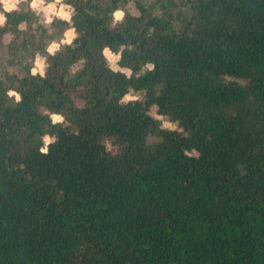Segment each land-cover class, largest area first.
I'll return each instance as SVG.
<instances>
[{
	"label": "trees",
	"instance_id": "1",
	"mask_svg": "<svg viewBox=\"0 0 264 264\" xmlns=\"http://www.w3.org/2000/svg\"><path fill=\"white\" fill-rule=\"evenodd\" d=\"M178 1V23L135 0L141 16L111 28L109 13L127 0H67L80 39L49 59L45 80L24 61L66 25L34 34L31 13L9 16L0 36L18 39L0 44V264H264V0ZM120 44L134 47L123 65L150 60L156 70L113 75L101 49ZM130 85L147 96L118 106ZM154 104L187 135L161 130L146 114ZM44 109L69 125L52 129L59 142L46 156ZM185 148L199 158H185Z\"/></svg>",
	"mask_w": 264,
	"mask_h": 264
},
{
	"label": "clouds",
	"instance_id": "2",
	"mask_svg": "<svg viewBox=\"0 0 264 264\" xmlns=\"http://www.w3.org/2000/svg\"><path fill=\"white\" fill-rule=\"evenodd\" d=\"M31 13L35 18V22L31 25V30L35 34L41 29L45 33L51 35L54 31L53 25L59 21L66 25L64 31L59 38L50 39L43 49V52L36 51L31 57L24 61L25 66H28L29 75L32 78H39L45 80L48 78V73L51 68L49 62L50 58H55L65 48H74L75 43L80 39V32L75 27L74 17L78 15L76 7L67 2V0H0V30H4L8 26L9 16L18 12ZM90 15L95 13L90 9H85ZM158 13H154L156 15ZM132 15L136 18L141 16V11L136 7L135 0H127L122 6L114 7L109 13V24L111 28H118L122 25L127 16ZM29 30L27 21H21L16 25V32L21 34ZM153 29H149V32ZM17 36L14 32L3 31L0 36V44L5 49L13 42L17 40ZM19 40H23V36L19 37ZM134 51V47L130 44H120L116 50L109 45H105L101 49V56L104 60L105 67L113 75H121L126 80L131 81L133 78L140 80L146 77L148 74L156 70V64L153 61H144L138 66V70H134L132 67L123 65L122 60L125 52ZM21 53H17L19 56ZM6 63V62H5ZM86 64V59L81 57L68 67V73L71 76H75L83 66ZM7 76H11L16 72V64L7 65ZM5 79L4 75H0V81ZM6 97L11 100L15 105H19L23 102V95L16 88H8L5 92ZM119 95V94H118ZM147 96V91L144 89L137 90L131 85L123 95H119L117 99V105L127 107L140 103ZM47 118L48 130L39 135L38 152L41 155H48L52 145L59 142L58 133L52 132L54 128H67L68 122L65 115L62 112L51 111L44 109L41 113ZM148 116L156 121L160 122L161 130L175 131L182 135H187L181 128L179 120H171L164 115L158 114V105H152L146 113ZM73 135H79V131L76 128L72 129ZM103 145L105 151L110 152L113 150V142L109 139H104ZM184 157L192 160L198 159V153L195 148L191 150L185 148L183 150ZM243 174V168L241 167Z\"/></svg>",
	"mask_w": 264,
	"mask_h": 264
},
{
	"label": "rangeland",
	"instance_id": "3",
	"mask_svg": "<svg viewBox=\"0 0 264 264\" xmlns=\"http://www.w3.org/2000/svg\"><path fill=\"white\" fill-rule=\"evenodd\" d=\"M148 3H154L155 12L162 16H171L175 23L186 13V10L179 6L178 0H145ZM159 114V113H158Z\"/></svg>",
	"mask_w": 264,
	"mask_h": 264
}]
</instances>
